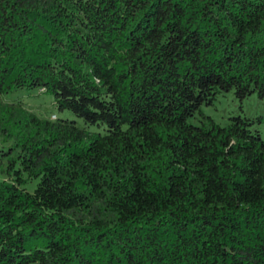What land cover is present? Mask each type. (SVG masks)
Returning <instances> with one entry per match:
<instances>
[{
  "label": "trees",
  "instance_id": "1",
  "mask_svg": "<svg viewBox=\"0 0 264 264\" xmlns=\"http://www.w3.org/2000/svg\"><path fill=\"white\" fill-rule=\"evenodd\" d=\"M232 90L264 99V0H0V264H264V119L202 110Z\"/></svg>",
  "mask_w": 264,
  "mask_h": 264
},
{
  "label": "rangeland",
  "instance_id": "2",
  "mask_svg": "<svg viewBox=\"0 0 264 264\" xmlns=\"http://www.w3.org/2000/svg\"><path fill=\"white\" fill-rule=\"evenodd\" d=\"M6 99L22 100L24 102V109L26 112H32L43 118H50L52 120L58 117H69L76 119L80 125L86 126V124L74 114L69 111L60 112L54 104L53 98L47 94H39L38 91L18 90L5 96ZM203 112L206 115L211 116L218 124L222 126L228 125L230 117L232 115H241L243 117H249L252 119L263 118L264 119V99L260 98L257 93H254L247 98L240 100L236 97L234 90L221 93L213 105L203 106ZM193 124L199 125L201 122V116L196 115L189 120ZM260 129L264 136V120L260 124L255 125ZM95 130L96 127H90ZM102 132H104L102 130ZM14 144V140L4 141L3 136L0 134V179L7 178L4 170L6 168L7 161L5 157H2L1 150H6ZM35 182H30L27 185L29 190H33Z\"/></svg>",
  "mask_w": 264,
  "mask_h": 264
}]
</instances>
